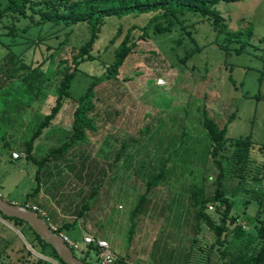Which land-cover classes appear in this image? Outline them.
Segmentation results:
<instances>
[{"label": "rangeland", "instance_id": "374dc122", "mask_svg": "<svg viewBox=\"0 0 264 264\" xmlns=\"http://www.w3.org/2000/svg\"><path fill=\"white\" fill-rule=\"evenodd\" d=\"M218 8L230 30L253 25L254 34L243 52L238 54V44H230L226 56L220 45L224 35L216 38L211 23L197 14L184 17L187 29L189 24H196L189 32L178 24L165 33L150 31L126 57L117 78L96 86L91 112L96 130L87 131L85 142L49 157L38 173L37 162L50 148L68 139L79 95L95 76L106 71L113 48L125 31L132 24L143 25L152 12L108 17L91 51L97 59L79 64L61 109L34 140L29 158L26 142L38 121L50 113L64 70L71 67V57L88 33L84 24L73 27L68 36L65 32L70 28L51 24L24 31L29 22L23 18L14 22L16 30L10 34L8 26L13 21L2 17L0 196L20 206L27 201L39 207L55 228L76 218L73 229H59L80 243L81 250L73 253L78 258L86 256L94 264V249L86 252L82 244L88 232L103 235L116 256L123 257L122 264H178L182 258H176L178 252L188 249L195 236L191 264H207L206 250L214 235L203 222L193 234L195 219L190 204L193 186L198 193L212 194L217 171L207 158L202 111L220 127L227 125V137L251 134L250 174L259 176L264 161L258 150L264 142V76L260 84L258 81L264 73V0H238L221 3ZM119 26L123 33L110 44ZM10 56L12 62L8 61ZM13 61L38 67V90L28 91L22 80L8 79L6 69L14 66ZM26 70L23 67L22 71ZM122 145L125 148L119 152ZM12 152L22 155L12 159ZM165 158V180L150 190L131 229L130 213L147 180L160 170ZM230 168V161L223 159V186L226 196L233 200L230 215L237 219L235 223L245 225L247 235H253L264 220V211L258 210L255 199V191L262 190L261 182L248 178L234 191L238 178L231 175ZM82 206L86 209L76 217ZM214 207L215 203L210 204L207 211L219 221ZM33 237L25 224L15 225L0 217V264H35L43 257L51 264H60L36 252L31 246ZM166 245L167 253L172 249L173 254L165 252ZM258 245L256 242L249 252L254 253ZM211 260L209 264H217L216 253Z\"/></svg>", "mask_w": 264, "mask_h": 264}, {"label": "trees", "instance_id": "16d2710c", "mask_svg": "<svg viewBox=\"0 0 264 264\" xmlns=\"http://www.w3.org/2000/svg\"><path fill=\"white\" fill-rule=\"evenodd\" d=\"M238 0H0V20L4 16H9L13 21L8 26L10 34H14L16 26L15 21L20 19H28V24L22 30H27L30 26L42 27L45 24L59 26L68 29L65 35L68 36L73 27L84 24L87 28L88 38L84 43L77 48V52L71 57V67L64 70V73L58 84V92L55 104L50 109V113L45 115L43 119L38 121L36 128L30 139L26 142L25 153L26 157H31L34 140L40 135L41 131L49 126L58 111L61 109L63 99L67 95L71 80L75 77L78 66L83 61L96 60L97 57L92 55L91 51L94 43L99 38V33L102 30L108 17L122 18L131 14L140 15L152 12L151 16L143 25L132 24L123 34L122 39L113 48L112 58L107 63L106 71L99 76H95L88 84L85 91L79 95L76 101L75 108L72 114L71 132L68 139L60 146L49 149V152L44 155L38 162L37 173L41 165L49 159V157H57L65 153L74 145L83 143L87 140V131H95L96 126L91 112L95 108L96 86L116 79L119 75L120 67L123 65L126 57L132 52L137 45L139 39H144L149 32L161 34L171 31L175 25H180L182 29L190 31L196 24L191 23L188 29L184 25V17L186 14H197L202 21L211 23V28L215 31V37L224 35L223 43H220L224 54H230L228 49L230 44H238L236 52H243L247 45L250 44V39L253 33V25L248 24L245 27H239L237 30H230L228 24L218 8L221 3H230ZM135 31L139 34L136 36ZM123 33V28L118 27L115 35L110 38L109 43L113 44L116 39ZM45 58V57H44ZM13 57H9L8 61L12 62ZM45 59H43L44 61ZM14 66L6 69L8 79H20L25 83L28 91L38 90L41 79L40 71L36 66L20 65L13 61ZM26 67V71H22ZM264 73H261L258 78L259 84ZM230 121V118L228 119ZM202 127L207 137V158L216 168L214 179V189L211 195L198 193L196 186L190 190V204L194 210L195 227H198L200 222H203L214 235V241L208 245L206 250L207 264L211 262V255L216 253L219 257L217 264H264V220L260 221L255 234L247 235L245 225L235 223L237 220L230 215L233 207V200L226 196L223 186L224 170L223 159H227L231 163L230 172L232 176L238 178V185L234 191L238 190L239 186L244 184L248 178L251 182H261L262 190L255 191V199L258 202V210L264 211V161L261 164L260 175L255 173L250 174V152L253 146L251 134L238 136L236 138L227 137V125L220 127L214 119L205 111H202L201 119ZM125 148L121 146L120 151ZM258 150L264 158V142L258 145ZM118 157V156H117ZM12 158V157H11ZM32 159V158H31ZM168 159L165 158L160 167V170L147 180L144 191L140 194L135 207L130 213L132 218L131 229L135 226L134 217L142 211L147 200L150 190L165 180L167 175ZM37 177V175H36ZM38 179V178H37ZM232 192L231 196H234ZM215 203L214 210L219 215V221H216L213 216L207 211L210 204ZM22 206L29 209L32 207L29 203L24 202ZM39 208V207H38ZM86 206H82L76 212V217H80ZM36 212L46 220L37 210ZM0 217L4 220L13 221L14 224H25L34 236L31 239L32 248L39 254L47 257H52L58 263L65 264L57 255L54 248L45 242L29 224L19 218L9 217L0 212ZM47 222V221H46ZM76 218L72 222H63L60 229L70 230L75 226ZM48 223V222H47ZM49 224V223H48ZM233 226L231 227V225ZM57 228L58 231L60 229ZM232 233V238L239 240V243H234L228 235ZM196 237L193 236L189 241L188 249H184L180 254L178 252L177 259L181 258L178 264H191L194 254ZM258 242V248L254 253L249 250ZM235 244V249L231 246ZM237 244V245H236ZM87 251L91 249L97 250L93 245H85ZM167 253V245L164 247ZM169 254L174 251L169 249ZM171 252V253H170ZM168 254V253H167ZM168 254V255H169ZM81 260L92 263L87 260L86 256H81ZM123 257L116 256L114 264H122ZM209 261V262H208ZM35 264H51L46 259L37 258ZM94 264V263H92ZM98 264V263H97ZM177 264V263H174Z\"/></svg>", "mask_w": 264, "mask_h": 264}, {"label": "water", "instance_id": "95a60500", "mask_svg": "<svg viewBox=\"0 0 264 264\" xmlns=\"http://www.w3.org/2000/svg\"><path fill=\"white\" fill-rule=\"evenodd\" d=\"M0 212L6 216L16 217L26 221L40 238L54 248L59 258L65 264H92L78 258L62 238L51 229L46 220L40 217L35 210L20 206L0 196Z\"/></svg>", "mask_w": 264, "mask_h": 264}, {"label": "built area", "instance_id": "2783aa9c", "mask_svg": "<svg viewBox=\"0 0 264 264\" xmlns=\"http://www.w3.org/2000/svg\"><path fill=\"white\" fill-rule=\"evenodd\" d=\"M21 155L22 153H19V152L11 153V157L13 159H18ZM31 207H32L31 208L32 210H35V211L37 210L39 213H41L39 208L35 206H31ZM50 227L57 235H59L62 238V240L68 245V247L71 250H78V251L81 250V245L79 242L73 240L65 232L58 231L57 228H55L54 226L50 225ZM82 244L93 245L97 248V250H94V251H95L98 264H114L116 255L112 252V250L110 249L109 243L105 239L95 237L91 234H87L83 236Z\"/></svg>", "mask_w": 264, "mask_h": 264}, {"label": "crops", "instance_id": "0c3cea01", "mask_svg": "<svg viewBox=\"0 0 264 264\" xmlns=\"http://www.w3.org/2000/svg\"><path fill=\"white\" fill-rule=\"evenodd\" d=\"M13 159V158H12ZM40 209V208H39ZM49 225H51V224H49ZM88 234H91V235H93V236H95V233H90V232H88ZM95 237H98V238H102V239H104V236L103 235H100V236H95ZM113 252V251H112ZM114 253V252H113ZM115 254V253H114ZM116 255V254H115Z\"/></svg>", "mask_w": 264, "mask_h": 264}]
</instances>
